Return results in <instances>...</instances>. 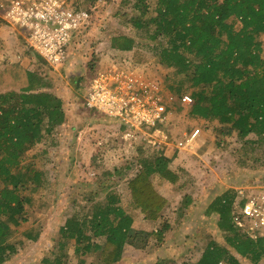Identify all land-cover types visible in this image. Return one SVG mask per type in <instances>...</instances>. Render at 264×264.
Listing matches in <instances>:
<instances>
[{
  "label": "trees",
  "instance_id": "16d2710c",
  "mask_svg": "<svg viewBox=\"0 0 264 264\" xmlns=\"http://www.w3.org/2000/svg\"><path fill=\"white\" fill-rule=\"evenodd\" d=\"M147 1L132 0L133 13L125 22L135 36L111 37L110 49L131 53L136 65V47L148 49L155 64L173 72L169 93L180 97L189 91L192 119L216 122L220 135L234 136L244 148L263 146L264 0H156L152 14ZM3 76L10 85L0 81V264L41 235L39 226L21 230L28 222L34 194L48 183L37 160L46 152H28L66 119L62 100L46 90L51 84L38 72L10 68ZM133 161L138 170L127 180L131 209L144 221H162L167 201L152 179L178 182V173L170 168L172 158L164 151L138 149ZM132 167L126 163L106 171L94 191L83 195L79 203L73 202L58 239L41 264H68L70 248L77 264H86L85 257H94L93 264H117L127 246L144 250L151 236L156 244L163 241L169 225L162 221L152 233L135 229L132 214L122 207L113 187ZM111 178L117 180L113 185L108 183ZM234 196L233 190L222 192L204 213L217 217L215 226L224 245L209 242L197 260L183 264H243L241 260L264 264V238L252 239L231 222ZM188 198L184 197L182 209L188 206Z\"/></svg>",
  "mask_w": 264,
  "mask_h": 264
},
{
  "label": "rangeland",
  "instance_id": "374dc122",
  "mask_svg": "<svg viewBox=\"0 0 264 264\" xmlns=\"http://www.w3.org/2000/svg\"><path fill=\"white\" fill-rule=\"evenodd\" d=\"M6 1L0 0V77L10 68L38 72L51 84L46 90L62 100L66 119L51 136L28 152L29 155L46 152L37 160L47 173L48 183L34 194V204L27 210L28 222L21 230L39 226L41 235L38 241L23 244L4 264H41V259L49 255L58 239V230L73 202L79 203L83 195L94 191L105 179L106 171L126 163L132 164V169L113 187L121 197L122 207L132 214L133 227L152 233L164 221L169 228L160 244H156L154 236H151L144 250L127 246L117 264H155L158 260L167 261V264L193 263L209 242L224 245L223 235L215 226L217 217L205 216V210L213 198L226 190L263 182L264 145L244 148L234 136L220 135L216 122L192 119L188 114L190 106L168 102L167 129L171 139L179 138L193 128L207 131L208 135L191 152L183 151L177 155L172 146L165 148L164 154L172 158L170 166L178 173L179 180L169 184L157 177L152 179L160 194L168 193L167 203L162 221H144L138 211L131 209L127 180L137 173L138 167L133 160L138 149L141 152L152 151L139 140H125L123 129L116 120L84 108V91L93 74L97 70L106 71L112 64L123 65L124 61L131 62L140 77L158 83L164 93L177 98L167 90V85L174 79L173 72L155 64L148 49L136 47L138 65L133 63L131 53L123 55L110 49L111 37L119 34L135 36L125 22L133 13L132 0H66L71 7L88 11L90 21L72 40L66 61L56 67L41 60L27 46L24 33L5 22L1 5ZM155 2L147 1L151 14ZM5 80L4 76L0 78L7 86L8 81L5 84ZM183 95L190 96L189 91H184ZM249 139L255 138L251 136ZM116 181V178H111L108 183L113 185ZM184 197H189V202L182 209ZM85 261L93 264L95 259L85 257ZM241 262L249 264L245 260ZM68 264H77L71 248Z\"/></svg>",
  "mask_w": 264,
  "mask_h": 264
},
{
  "label": "built area",
  "instance_id": "2783aa9c",
  "mask_svg": "<svg viewBox=\"0 0 264 264\" xmlns=\"http://www.w3.org/2000/svg\"><path fill=\"white\" fill-rule=\"evenodd\" d=\"M1 8L5 22L20 29L29 49L51 67L66 61L72 40L90 21L88 11L73 8L66 0H7ZM130 64L124 61L120 66L112 64L106 71L97 70L85 88L84 108L116 120L129 142L139 140L151 151L172 146L177 153L191 152L200 129H190L171 139L167 128L168 102L190 106L192 98L182 95L173 99L158 83L140 77ZM233 191L232 224L252 239L264 238V182Z\"/></svg>",
  "mask_w": 264,
  "mask_h": 264
},
{
  "label": "crops",
  "instance_id": "0c3cea01",
  "mask_svg": "<svg viewBox=\"0 0 264 264\" xmlns=\"http://www.w3.org/2000/svg\"><path fill=\"white\" fill-rule=\"evenodd\" d=\"M127 54V53H126ZM129 54V53H128ZM206 135H208V132L207 131H203V130H201L200 129V136H199V138H198V145H200V143L201 142H203L204 141V138H206L207 136ZM177 155H180V153H178ZM167 157H169L168 155H166ZM170 158V157H169ZM170 168H171V166H170ZM161 195L165 198V199H167V196H168V193H161ZM162 214H163V212H162ZM167 247H168V245H167Z\"/></svg>",
  "mask_w": 264,
  "mask_h": 264
}]
</instances>
